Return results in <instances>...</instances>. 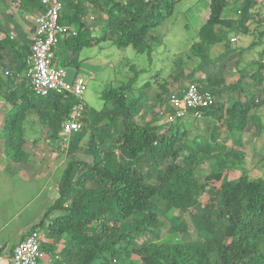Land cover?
Listing matches in <instances>:
<instances>
[{
	"label": "trees",
	"instance_id": "obj_1",
	"mask_svg": "<svg viewBox=\"0 0 264 264\" xmlns=\"http://www.w3.org/2000/svg\"><path fill=\"white\" fill-rule=\"evenodd\" d=\"M178 1L64 0L61 23L74 29L67 30L68 35L60 39L56 61L63 66L79 67V52L104 41L120 48L133 46L136 51L151 55L159 39L153 31L164 16L173 13ZM205 1L206 16L198 31L199 40L190 47L189 58L199 59L188 75L190 82L195 83L205 80L196 77L198 69L217 59L211 56L212 47L226 40L228 30L249 33L258 15L255 9L264 0ZM233 1L239 4L237 19L224 16ZM39 3L42 5L40 0ZM89 7L104 15L101 35H95L94 28L89 26L86 18ZM1 59L0 52V67ZM256 67L248 75L240 71L239 80L229 83L222 75L206 76L207 83L202 88L217 95L224 91H236L238 95L227 107L214 102L201 109L207 118L217 116L222 121L220 126L215 124L209 138L198 135L191 141L182 120L165 122L167 129L161 133L159 112L151 120L141 121L144 102L132 92L139 74L146 68L131 66L134 75L126 83L105 90L102 93L105 106L101 110L91 112L87 107L83 132L73 134L66 148V152L70 151L69 160L59 181L57 198L32 227H46L49 236L64 240L59 251L63 259L53 264H120L121 259L133 254L139 260H132L131 264H215L214 252H218L219 264H264V178H251L243 173L224 179L226 171L239 168L245 160L243 134L249 121L263 131L259 110L264 100L257 99L250 87L263 83L264 63L260 61ZM246 77L251 81L250 87L243 90L241 85ZM151 84L145 82L142 89ZM168 84L169 81L160 83L162 92L156 95L159 102L171 94ZM0 92L14 105L3 132L6 153L12 159L17 162L27 159L24 123L30 111L37 113L53 139L62 138L75 103L72 95L39 96L29 78L18 84L15 72L0 74ZM110 102L115 104L111 112L107 110ZM222 126L234 139L230 149L218 140ZM85 133L89 135L90 160L75 154L79 147L77 135ZM215 152L220 153L217 165L221 170L209 171L201 181L198 169L202 159ZM224 153L227 155L223 156ZM213 180L221 185L213 190L210 212H199L200 197ZM159 210L165 216L178 210L179 223L170 228L171 234L188 232L186 214L206 233L197 239L138 242L162 225ZM130 220L133 227H129Z\"/></svg>",
	"mask_w": 264,
	"mask_h": 264
},
{
	"label": "rangeland",
	"instance_id": "obj_2",
	"mask_svg": "<svg viewBox=\"0 0 264 264\" xmlns=\"http://www.w3.org/2000/svg\"><path fill=\"white\" fill-rule=\"evenodd\" d=\"M206 5L207 4L205 0L178 1L174 7L173 13L170 16H164L162 22L153 31L159 39L154 44L151 55H149L147 52H138L133 46L120 48L114 45L111 41H104L101 44L92 47H84L79 52L80 66L76 67L75 65L70 64L65 66L67 70V79L69 81H72L78 74L85 79L88 87L84 94V99L87 102L91 112H96L97 110H101L105 106V101L102 98V93L105 90L126 83L134 75L131 66H135L137 69L146 68L145 72L139 74L138 80L134 84L132 94L134 96H140L142 102H144L141 121L150 119L152 115L155 116L168 104L167 97L164 96V99L159 102L158 100H156V97L154 95L156 92H162L161 87L159 86L160 83L169 81L168 87L171 93H178L184 88L186 84L190 83L188 75L190 74L191 70L197 67V61L199 60L196 57H193L192 59L189 58L190 47L193 43L199 40L198 31L200 26L205 21V13L207 8ZM238 5L239 4L236 1H233L230 7L225 9L224 16L237 19L239 15L237 11L239 7ZM92 9L94 10L92 14L96 16V19L93 20L91 24H93L95 27L101 26V22H104L103 13L99 9ZM255 11H258V15L256 16V19L251 23V31L249 33H236L235 31L228 30L225 32L226 40L219 43V45L221 44L224 45V47H227L226 45H228L229 43V47H242V45H244V42L249 39L248 43H251V41H258L259 43L255 45L256 49H254L262 52V49H264V36H261V34H264V1L258 4V7L255 9ZM102 28H104V26ZM102 31L103 30L100 28L94 29V34L101 35ZM230 38H232V40ZM230 40H234V42L236 43H232ZM222 50L216 49L214 52H212L211 49V55H220V51ZM18 61L23 65L25 61V55L22 54L19 57ZM217 61L218 62L213 65L215 67L214 71L216 72V74L229 75V73H231V71L233 70V68H231L230 66V62L232 61L230 53L227 54L225 50L224 53L218 57ZM256 69V65H253V68L251 70ZM198 70H201V68ZM177 74H179L180 76H177ZM198 74L203 73L200 71L198 72ZM147 81H151V86L146 90L144 88L142 89L143 84ZM114 105L115 104L113 102H110L107 106V110L109 112L113 111ZM13 108L14 105H12L11 103L9 104L7 99L4 98L3 94L0 92V134L2 136V127L4 122L3 119H7L13 113ZM263 109L264 107L261 108V111ZM260 119L263 122V131L262 136L258 140H256L257 143L255 144L256 146H254L257 154L253 155V148H247L248 160H244V162L241 164L243 167H241L240 165L239 168L233 167L231 169V172L226 171L224 175L225 180L227 178H230L232 174L239 175L243 173L249 175L251 178H264V116L260 115ZM159 121L162 125H167L165 124L163 117H160ZM202 125V121H194L191 131L194 132V130H197V132H199ZM34 126L35 123L33 121L25 122L27 136L30 135L32 136V138H36V136L40 134V131L37 132V125L35 126L36 128ZM82 132L83 130L81 131V133ZM78 136L79 140L77 145H79V147L76 149V152H74L77 157L90 160L91 153L87 150V138L89 137V135L85 133L83 134V136H81L80 134H78L77 137ZM67 152L66 149L63 148L61 155L69 156L68 154L70 151L68 153ZM213 169L215 171L221 170V168L217 164L210 165L206 163L203 166L201 165L200 169H198L201 181H204L206 174ZM220 185V181H211V184L208 187L209 189L200 197V204L197 207V210L199 212H210V198L214 194V188H219ZM46 197L47 193L42 195V198H44L45 200ZM40 199L41 198H39V200ZM40 202L41 201H34L35 204L30 206L31 208L28 213L29 220L40 213ZM159 207H161V204ZM158 212L160 213L162 225L155 232L140 237L138 239V242L141 243L150 242L153 240L169 239H197L206 233L199 229L197 221L190 214H186L188 232L171 234L170 228L173 225L179 223L177 219L178 210H175L172 214L169 213L167 216H165V214L162 213L161 210H159ZM133 223V220H130L129 227H133ZM43 229L47 234L46 227ZM53 242L54 238L47 234L45 243L46 248L49 247L48 249H50L53 245ZM57 243L61 244L58 247L60 248L59 251H61V249H63L64 247V240L57 241ZM136 259L139 260V256L133 254L131 257L121 259L120 264H131L132 260ZM213 260L215 264H219L218 252L213 253Z\"/></svg>",
	"mask_w": 264,
	"mask_h": 264
},
{
	"label": "crops",
	"instance_id": "obj_3",
	"mask_svg": "<svg viewBox=\"0 0 264 264\" xmlns=\"http://www.w3.org/2000/svg\"><path fill=\"white\" fill-rule=\"evenodd\" d=\"M42 6L43 4L40 5L39 0H0V52L2 54L1 62L3 63V66L0 68L2 70L8 69L10 72H15L18 84L22 79L27 78L26 73L28 69V65L23 67L18 59L24 54L25 60L27 61L28 55L31 51L36 17L42 10H44L42 9ZM93 12L94 10L89 7L88 15L86 17L89 26L94 29L100 28L104 30L102 27L105 25V22H101V26L97 27L91 24L92 21L96 19V16L92 14ZM67 27L72 30L74 29L73 26ZM230 39L232 40V38ZM248 40L249 39L244 42L242 47H229L226 45L227 48L224 47V45H219V43L214 45L212 47V52L216 49L223 50L220 51L221 53L219 52L220 55H211L213 58H217L215 61L203 65L204 68L203 66L200 67L201 70L198 72L201 71L203 74H198L197 72L196 77L205 80L197 83L201 86L205 85L207 83L206 76L209 74H216L213 65L218 62V57L221 56L225 50L227 54L230 53V56L232 57L230 66L233 70L229 75H222L227 79L226 81L228 83L239 80L241 77L240 71L246 75L253 73L255 71L251 70L253 65H257L260 61L264 63V49H262V52L255 50V45L259 42L251 41V43H248ZM231 42L233 43L234 40ZM1 74L2 76L4 75L3 72ZM262 75L264 76V70L262 71ZM246 80L241 85V89L243 90H247L250 87V79L246 77ZM184 88L182 90H184ZM182 90L178 93L182 92ZM250 91L257 99L264 100V81L258 85H254V83L251 84ZM157 93L159 92L154 94L155 97ZM3 97L6 98L4 95ZM237 97L238 95L236 91H224L219 95L216 94L215 102L217 104L219 103L220 106L227 107L231 104V101ZM259 113L261 116H264V109L262 111L260 109ZM90 115L92 114L89 113V117ZM152 118L153 115L150 119L146 120L149 121ZM3 120L2 131L4 132L6 119ZM196 120L203 122L200 130L198 129L199 132H197V130H194V132L191 131L193 122ZM29 121H33L35 126L37 125V132L40 131V134L36 136V138H32L30 135L27 136L24 123V136L26 138L24 150L28 153L25 161L17 162L6 153L5 139L0 134V264H10V256L14 246L25 237L34 225L41 221L46 210L57 198L59 181L64 167L69 160L67 155H61L63 148H65L63 135L60 140L53 139L51 137V132L48 131V128L40 121L35 111L29 112L25 122ZM182 121L189 129V139L191 141H193L198 135H207L209 138L215 129V124L219 126L222 124V121H219L217 116H211L209 118L204 114L198 116L194 110H189L187 116ZM158 123L161 126L159 131L161 133L165 132L167 129L166 126H162L160 121ZM221 130L222 133L218 140L226 145L228 149L232 148L234 146V139L228 136L225 126H222ZM261 136L262 132L260 129L253 121H249L246 131L243 134V151L245 153L246 161L248 160L247 148H253V155H256L257 151H255L254 146H256V140ZM218 155H220V153L215 152L213 155L204 156L202 159V166L206 163L210 165L218 164ZM225 155L227 154L224 153L223 156ZM46 193L47 197L45 200L42 198V195ZM39 198L41 199L39 200ZM34 201H41L40 213L29 220L28 213L31 208L30 206L35 204ZM60 240L62 241V239ZM60 240L54 238L53 245L50 249L45 246V257L54 255L55 252H59L60 248L58 247L61 244H58L59 242L57 243V241ZM60 256L62 257L61 254Z\"/></svg>",
	"mask_w": 264,
	"mask_h": 264
},
{
	"label": "built area",
	"instance_id": "obj_4",
	"mask_svg": "<svg viewBox=\"0 0 264 264\" xmlns=\"http://www.w3.org/2000/svg\"><path fill=\"white\" fill-rule=\"evenodd\" d=\"M40 1L44 10L36 17L26 75L31 80L33 91L39 96L64 94L75 98L63 133L64 147L68 148L72 135L83 129L87 108L84 94L88 85L81 75H76L74 80L69 81L65 66L56 62V48L60 39L68 35L66 31L70 30L61 23L64 0ZM2 72L4 75L10 74V70L0 68V74ZM215 100L216 94L213 91L202 88L198 83L190 82L182 92H172L168 97L167 106L159 113L165 122L174 123L183 120L189 110H194L198 116H201V109L210 106ZM46 237L44 229L40 227L31 229L14 246L10 264H53L60 259L59 252L45 257Z\"/></svg>",
	"mask_w": 264,
	"mask_h": 264
}]
</instances>
